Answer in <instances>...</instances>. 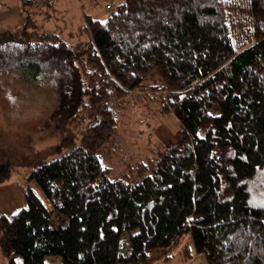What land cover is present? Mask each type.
<instances>
[{"label": "trees", "instance_id": "obj_1", "mask_svg": "<svg viewBox=\"0 0 264 264\" xmlns=\"http://www.w3.org/2000/svg\"><path fill=\"white\" fill-rule=\"evenodd\" d=\"M250 7L253 37L238 45L239 7L224 0H125L104 22L87 19L86 48L40 35L32 18L0 33V95L13 76L46 84L55 128L85 129L29 175L45 200L22 188L26 207L0 215L7 264H147L188 235L184 260L264 264V0ZM156 73L164 85L153 90L183 128L152 168L139 162L140 181L114 180L100 151L115 108Z\"/></svg>", "mask_w": 264, "mask_h": 264}, {"label": "rangeland", "instance_id": "obj_2", "mask_svg": "<svg viewBox=\"0 0 264 264\" xmlns=\"http://www.w3.org/2000/svg\"><path fill=\"white\" fill-rule=\"evenodd\" d=\"M124 1L0 0V33L20 29L32 18L40 35L56 34L76 48H86L90 42L87 19L104 22ZM224 1L239 7L236 13L231 12L233 42L235 45L248 42L253 37L250 0ZM108 4L111 10H107ZM144 85L150 91L145 88L139 92L143 94H128L117 105V129L100 151L101 165L112 170L111 177L128 179L131 184L141 180L137 175L139 162L152 168L183 128L172 111L163 109L166 94L153 90L164 85L161 76L152 74ZM3 87L4 93L0 95V187L9 189L11 182L16 183L25 200L22 188L33 187L28 182L29 175L42 164L78 146L85 129L80 121L72 131L67 126L62 130L55 128V122H50L49 117L55 113L56 96L46 84H32L13 76ZM33 188L45 200L43 194ZM191 242V235L185 236L181 244L151 253L147 264H205L203 255L183 259V248ZM2 256L0 250L1 259ZM45 264H61V258L48 256Z\"/></svg>", "mask_w": 264, "mask_h": 264}, {"label": "crops", "instance_id": "obj_3", "mask_svg": "<svg viewBox=\"0 0 264 264\" xmlns=\"http://www.w3.org/2000/svg\"><path fill=\"white\" fill-rule=\"evenodd\" d=\"M10 184L11 187H9V189H2V187H0V215H5L8 218L13 217V215L16 214L20 209L26 207V201L20 195L18 185L13 182ZM5 261V257L2 256V259L0 258V264H7V261Z\"/></svg>", "mask_w": 264, "mask_h": 264}, {"label": "built area", "instance_id": "obj_4", "mask_svg": "<svg viewBox=\"0 0 264 264\" xmlns=\"http://www.w3.org/2000/svg\"><path fill=\"white\" fill-rule=\"evenodd\" d=\"M107 8H110V6H108Z\"/></svg>", "mask_w": 264, "mask_h": 264}]
</instances>
